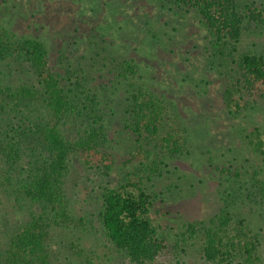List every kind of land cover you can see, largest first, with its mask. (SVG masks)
Masks as SVG:
<instances>
[{"label": "rangeland", "instance_id": "1", "mask_svg": "<svg viewBox=\"0 0 264 264\" xmlns=\"http://www.w3.org/2000/svg\"><path fill=\"white\" fill-rule=\"evenodd\" d=\"M238 4L244 14L257 9L262 15L246 18L239 47L263 53L264 0ZM4 30L42 39L66 85L73 87L78 77L81 96L98 102V123L82 120L102 128L104 147L98 149L108 153L91 163L72 155L65 182L72 221L54 231L51 264H138L108 241L98 216L103 189L128 181L151 194V216L166 242L154 261L142 264H213L203 258L201 230L222 209L235 214L231 237L242 220L258 237L255 260L258 255L256 264H264V156L250 144L256 128L264 130V98L250 99L240 112L227 108L229 75L214 63L211 36L196 12L175 15L155 0H0V35ZM127 61L138 66L136 74L124 69ZM0 71L14 85L37 82L24 61L0 62ZM139 88L169 105L161 137L178 140L181 153L170 156L163 141L139 140L131 129V93ZM82 120L64 128L72 139L85 133ZM22 218L19 206L1 195V243L19 230ZM236 253L233 264H246Z\"/></svg>", "mask_w": 264, "mask_h": 264}, {"label": "trees", "instance_id": "2", "mask_svg": "<svg viewBox=\"0 0 264 264\" xmlns=\"http://www.w3.org/2000/svg\"><path fill=\"white\" fill-rule=\"evenodd\" d=\"M160 9L185 16L196 12L209 32L215 64L224 68L230 82L224 91V103L240 112L264 98V52L241 48L245 21L262 20L257 9L240 11L238 0H155ZM17 59L27 64L37 82L9 83L0 76V196L13 200L23 213L19 230L8 242H0V264H51L55 230L72 221L65 182L72 155L80 154L86 163L103 157L102 128L97 124V106L93 95L80 93L81 84L66 85V78L50 61L46 43L35 37L0 35V62ZM130 74L138 72L133 61L125 62ZM1 75V71H0ZM70 76V74H69ZM68 79H71L68 77ZM39 106L41 107L39 109ZM131 129L139 140L154 141L170 156L181 153L173 137H161L169 105L150 90L139 88L131 93ZM96 115V116H95ZM93 117L91 124L82 120ZM97 119H96V118ZM82 120L84 134L72 139L65 132L70 120ZM250 136L255 152L264 156V130L256 128ZM165 143V144H164ZM223 172L237 175L231 167ZM137 189V193L129 187ZM264 192V188H262ZM153 199L141 185L105 187L99 221L106 238L130 261L138 264L154 261L166 248L151 216ZM235 214L222 209L210 226L202 227L203 258L213 264H233L236 252H242L246 264L259 261V239L239 222L237 237L230 236ZM1 221V219H0ZM194 230V224L189 225ZM238 238V239H237ZM1 239V237H0Z\"/></svg>", "mask_w": 264, "mask_h": 264}]
</instances>
